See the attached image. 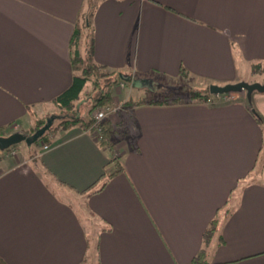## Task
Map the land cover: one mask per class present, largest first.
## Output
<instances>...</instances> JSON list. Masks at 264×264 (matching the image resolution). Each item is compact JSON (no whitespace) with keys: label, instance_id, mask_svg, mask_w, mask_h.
<instances>
[{"label":"crops","instance_id":"1","mask_svg":"<svg viewBox=\"0 0 264 264\" xmlns=\"http://www.w3.org/2000/svg\"><path fill=\"white\" fill-rule=\"evenodd\" d=\"M83 4L0 0L7 133L31 129L70 85L68 46ZM92 26L94 62L134 76L133 86L151 88L153 74L178 78L181 69L223 86L264 64V0H102ZM241 97L130 109L126 138L113 140L122 171L94 193L114 163L79 127L50 133L45 150L40 143L2 154L0 257L6 264H190L217 219L209 264H264V129L252 114L264 121V92ZM71 194L83 198L89 221L60 197Z\"/></svg>","mask_w":264,"mask_h":264},{"label":"trees","instance_id":"2","mask_svg":"<svg viewBox=\"0 0 264 264\" xmlns=\"http://www.w3.org/2000/svg\"><path fill=\"white\" fill-rule=\"evenodd\" d=\"M102 0H84V4L81 6L80 10L76 15V20L73 26L72 34L69 40V56L70 65L72 69V78L70 85L56 96L52 100V105L56 106L60 111L61 117L57 118V128H54L53 123L49 130L36 141L33 146H38L40 143L47 145L48 134L57 129L58 131L72 129L74 127H79L88 133L93 132L95 121L91 114L96 108L105 107L113 102L112 91L120 83H132L135 79L134 76L124 74L122 72L109 71L106 66L97 64L93 60V26L92 18L96 5ZM189 74L183 69L180 70V76L184 79L188 78ZM87 83L92 86L91 93L87 95L89 102L82 107H78L76 102L84 90ZM227 94H221L215 96L210 94L209 87L206 90H193L187 89L182 92H178L169 100H154L146 101L143 98L138 100L127 99L122 103V110L118 112L115 116L116 121H112L107 118L99 122L101 139L97 141V145L101 149L107 148L111 153L110 162L114 163V170L107 171L104 170L101 177L91 186L94 192L100 191L107 182L120 173L122 168L116 162L119 152L114 149L115 143L113 140H119L122 135H125L126 122H127V112L142 105H169V104H190L196 102H207L212 101V99L218 100L220 104L226 103ZM28 111L35 117V111ZM253 116L261 124L264 129V121L262 118L252 110ZM59 115V116H60ZM53 116L52 114H45L42 117L34 118L33 126L31 132L40 128L45 124L46 120ZM7 127H0V136H7L14 132H6ZM261 158L262 163L264 162V142L262 147ZM8 151L1 152L2 154ZM260 162V165L262 164ZM217 228V219H213L208 227L205 229L202 235V248L196 253V255L191 259L190 264H209L207 247H209L212 237L215 235ZM0 264H6L5 261L0 257ZM81 264H87L84 261Z\"/></svg>","mask_w":264,"mask_h":264},{"label":"rangeland","instance_id":"3","mask_svg":"<svg viewBox=\"0 0 264 264\" xmlns=\"http://www.w3.org/2000/svg\"><path fill=\"white\" fill-rule=\"evenodd\" d=\"M242 78H243L242 80L231 83V84L244 82L247 84L264 85V64L253 65L250 68V74H246L245 76H242ZM152 80H153V82L151 84V88H149L148 85L139 86V84H140L139 82H135L134 86L132 85V83H127V84L126 83H120L116 87H114V89L112 91L113 102L111 104L105 106V107H109V108L119 107V109L117 111L109 114L110 116L105 117V119L114 118V120L116 121L115 116L118 112H120L123 109L122 103L124 101H126L127 99L138 100L140 98H143L146 101H154V100L161 101L164 99L169 100L170 97H172L173 95H175L178 92H182V91H185L187 89L188 90L189 89L206 90L211 85L206 80L201 79V78H195V77H188L186 79L182 78L181 76H179L178 78H169V77H166L163 75L153 74ZM142 84H144V83H142ZM148 89H150V90H148ZM91 90H92L91 84L87 83L84 90L82 91V93L79 97V100L76 102V105L78 107H82L83 105H85L89 102V98L87 97V95H89L91 93ZM224 94H227L226 100H240L242 98L241 96H245L246 92L244 90H240L237 92H228V93H224ZM213 95L219 96L221 94H213ZM100 109L101 108H96L93 111V113L91 114L92 118H93V114ZM44 112H47V114H49V115L52 114L55 117V119L53 121V126H54V128H57L56 127L57 126L56 124L58 121L57 118L62 116V115H60L61 111L54 105H48V106L43 108V113ZM32 126H33V124H32ZM30 130L31 129H29L27 132H23V134H25V135L32 134L33 132H31ZM55 131H57V129H53V131H51L50 133H53ZM122 138L125 139L126 136L122 135ZM20 145L25 146L26 144L24 142H21L17 145L10 147L9 149H7L5 151L9 152L13 148L20 146ZM5 151H3V152H5ZM60 197H62V199H64V200L68 201L74 207V209H76V211L80 214L82 220L83 219H86V221L90 220L86 215L82 214V212H81V208H82L81 206H83L86 209L85 204L79 203V201L82 202L83 198H80L78 200L74 194H71V196L60 195ZM216 244H217V242L215 239V240H213V242L210 244V246L208 248V261L211 260V253L216 248Z\"/></svg>","mask_w":264,"mask_h":264},{"label":"water","instance_id":"4","mask_svg":"<svg viewBox=\"0 0 264 264\" xmlns=\"http://www.w3.org/2000/svg\"><path fill=\"white\" fill-rule=\"evenodd\" d=\"M240 90H244L246 92V96L249 97L252 92H264V85L247 84L244 82H239L235 84H226L223 86H209L210 94H224L228 92H237ZM54 119V116L49 117L46 120L45 124H43L40 128L36 129L30 135H25L21 132H14L7 136H0V151L3 152L21 142H24L27 146L33 145L36 141H38V139H40L45 134V132L49 130Z\"/></svg>","mask_w":264,"mask_h":264},{"label":"built area","instance_id":"5","mask_svg":"<svg viewBox=\"0 0 264 264\" xmlns=\"http://www.w3.org/2000/svg\"><path fill=\"white\" fill-rule=\"evenodd\" d=\"M118 109L119 107H114V108L103 107L93 114V119L95 121V124H94V130L90 134L92 135V137L94 138L96 142L101 139V135H100L101 129L98 126L99 122L104 120L105 117L110 116L109 114L117 111ZM13 128H17V125H14ZM42 148L45 150L48 148V145H42Z\"/></svg>","mask_w":264,"mask_h":264}]
</instances>
